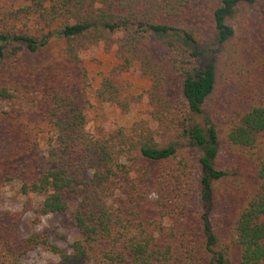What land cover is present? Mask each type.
I'll return each mask as SVG.
<instances>
[{
	"label": "trees",
	"instance_id": "16d2710c",
	"mask_svg": "<svg viewBox=\"0 0 264 264\" xmlns=\"http://www.w3.org/2000/svg\"><path fill=\"white\" fill-rule=\"evenodd\" d=\"M90 51L115 61L98 101L149 118L88 128ZM15 181L0 264H264V0H0V190ZM26 213L78 237L26 234Z\"/></svg>",
	"mask_w": 264,
	"mask_h": 264
},
{
	"label": "rangeland",
	"instance_id": "374dc122",
	"mask_svg": "<svg viewBox=\"0 0 264 264\" xmlns=\"http://www.w3.org/2000/svg\"><path fill=\"white\" fill-rule=\"evenodd\" d=\"M87 56L86 66L93 81L89 94L92 107L89 109L87 117L88 128L90 130L99 127L113 129L118 126H128L137 119L149 118V109L145 104H133L127 113L122 114L115 105L98 101L94 95L95 91L103 78L109 75L115 61L113 53L103 51H90ZM122 78L131 85L132 91L135 93H140L150 86L149 81L141 76L138 65L124 73ZM24 201V197L19 193L18 181L0 190V205L5 208L20 210ZM30 216L31 213H26L23 216L22 227L26 234L49 228L52 236L51 241L62 246H67L78 237L69 214L44 217L39 225L33 224ZM61 236H66V239L63 240ZM56 260L57 257L46 248H38L23 257V261L27 264H52Z\"/></svg>",
	"mask_w": 264,
	"mask_h": 264
}]
</instances>
